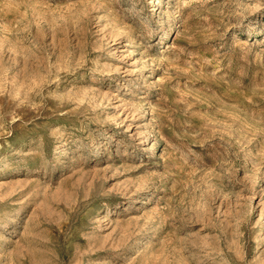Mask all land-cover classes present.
<instances>
[{"label": "rangeland", "instance_id": "obj_1", "mask_svg": "<svg viewBox=\"0 0 264 264\" xmlns=\"http://www.w3.org/2000/svg\"><path fill=\"white\" fill-rule=\"evenodd\" d=\"M0 264H264V0H0Z\"/></svg>", "mask_w": 264, "mask_h": 264}, {"label": "bare ground", "instance_id": "obj_2", "mask_svg": "<svg viewBox=\"0 0 264 264\" xmlns=\"http://www.w3.org/2000/svg\"><path fill=\"white\" fill-rule=\"evenodd\" d=\"M154 3H155V1H153V4H154ZM260 245H261V244H260V240H259L258 243H257V245H256L255 250H258Z\"/></svg>", "mask_w": 264, "mask_h": 264}]
</instances>
